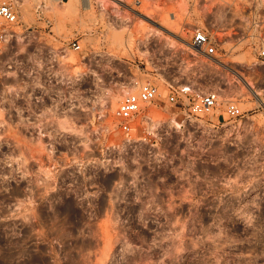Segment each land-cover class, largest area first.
Returning <instances> with one entry per match:
<instances>
[{
    "label": "rangeland",
    "instance_id": "374dc122",
    "mask_svg": "<svg viewBox=\"0 0 264 264\" xmlns=\"http://www.w3.org/2000/svg\"><path fill=\"white\" fill-rule=\"evenodd\" d=\"M121 1L0 0L18 19L0 18V264H264V103L247 86L264 99V0ZM197 28L220 63L193 51ZM146 82L160 97L124 133L122 95ZM170 86L222 103L186 115ZM52 89L76 108H51Z\"/></svg>",
    "mask_w": 264,
    "mask_h": 264
},
{
    "label": "built area",
    "instance_id": "2783aa9c",
    "mask_svg": "<svg viewBox=\"0 0 264 264\" xmlns=\"http://www.w3.org/2000/svg\"><path fill=\"white\" fill-rule=\"evenodd\" d=\"M120 2L122 1L120 0ZM135 4L140 7L142 5V0H135ZM0 18L3 19L8 25H14L18 20L16 12L12 6L7 3L0 4ZM7 39L8 32L6 30L0 29V59L4 55ZM72 47L75 50L81 49V46L78 42L72 43ZM191 47L193 51L199 55H204L210 59L212 63H216V61L219 63L221 62L220 58L223 54V51L219 50L216 38L208 31L204 29H196L191 39ZM256 58L259 63L264 65V45L256 48ZM2 68L3 67L0 66V76L3 73ZM62 92V89H52V101L49 102L51 108L58 111H61L62 108H76L72 105L71 98L66 95H62ZM69 92L72 93L71 89ZM159 97L160 91L158 86L151 82H146L140 85L136 93H126L122 97L115 114L118 129L124 133H130L133 130V126L135 125L145 106L157 102ZM41 98L43 99L44 96L40 97V99ZM36 103L38 105H42L44 102L40 101ZM165 103L171 105V107L177 108L180 113L199 117L203 114L215 111L222 102L220 100V95L217 92L193 95L190 94L186 89L179 90L174 86H170ZM225 112L230 119L241 118L244 114V111L240 109L238 104L230 100L225 102ZM49 128L51 129L50 131L49 129L47 131L44 128L33 127L28 133L30 136H32V133H34V136H37V138L42 136L52 138L53 136L54 139H57L60 136V133H56L51 127Z\"/></svg>",
    "mask_w": 264,
    "mask_h": 264
},
{
    "label": "bare ground",
    "instance_id": "6f19581e",
    "mask_svg": "<svg viewBox=\"0 0 264 264\" xmlns=\"http://www.w3.org/2000/svg\"><path fill=\"white\" fill-rule=\"evenodd\" d=\"M56 1H62V0H56ZM118 1V0H117ZM143 15V19H145V20H149V17L147 16V15H145V14H141V16ZM159 25V28H161V30H169L168 29V27L165 25V24H163V23H159L158 24ZM158 28V29H159ZM160 30V31H161ZM169 32V34H173V35H176V32H174L173 30H169L168 31ZM179 40L182 42V43H184V44H187L186 43V41L184 40V38H182L181 36H179ZM221 61V60H220ZM250 84V83H249ZM251 85V84H250ZM250 85H248L247 84V86L249 87V91H251V93L253 92L256 96H257V99L259 100V102H261V103H264V99L262 98V97H260V93H257V92H254V90H252V88H250ZM124 96V95H123ZM145 117H146V115H145ZM145 119V118H144ZM147 121V120H146Z\"/></svg>",
    "mask_w": 264,
    "mask_h": 264
},
{
    "label": "crops",
    "instance_id": "0c3cea01",
    "mask_svg": "<svg viewBox=\"0 0 264 264\" xmlns=\"http://www.w3.org/2000/svg\"><path fill=\"white\" fill-rule=\"evenodd\" d=\"M197 29H200V28H197ZM207 31V30H206ZM209 32V31H208ZM210 33V32H209ZM211 35H213L212 33H210ZM214 36V35H213ZM216 41H217V39H216ZM217 44H218V48H219V50H221L222 51V49H221V46H220V43L217 41ZM122 86H123V80H122V78H121V76H120V94H122V92H123V90H122ZM124 95V94H123ZM122 95V96H123Z\"/></svg>",
    "mask_w": 264,
    "mask_h": 264
}]
</instances>
